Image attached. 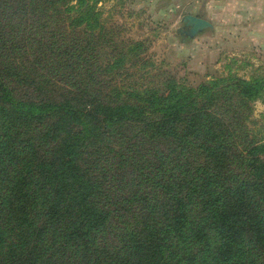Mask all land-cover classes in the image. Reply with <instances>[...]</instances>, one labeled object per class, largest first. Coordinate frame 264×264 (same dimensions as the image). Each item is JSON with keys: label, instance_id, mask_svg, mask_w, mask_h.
Wrapping results in <instances>:
<instances>
[{"label": "trees", "instance_id": "obj_1", "mask_svg": "<svg viewBox=\"0 0 264 264\" xmlns=\"http://www.w3.org/2000/svg\"><path fill=\"white\" fill-rule=\"evenodd\" d=\"M99 1L0 0V264H264V79L107 93Z\"/></svg>", "mask_w": 264, "mask_h": 264}, {"label": "rangeland", "instance_id": "obj_2", "mask_svg": "<svg viewBox=\"0 0 264 264\" xmlns=\"http://www.w3.org/2000/svg\"><path fill=\"white\" fill-rule=\"evenodd\" d=\"M195 1H99V23L80 28L90 82L95 84L99 76L101 89L109 93L115 87L127 91L161 85L168 78L195 88L226 79L220 90H227L228 98L219 106L238 110L241 100L231 80L264 79V30L258 27V12L247 10L246 0ZM192 14L213 28L190 38L183 19ZM242 111L251 134L264 141V100L246 101Z\"/></svg>", "mask_w": 264, "mask_h": 264}, {"label": "water", "instance_id": "obj_3", "mask_svg": "<svg viewBox=\"0 0 264 264\" xmlns=\"http://www.w3.org/2000/svg\"><path fill=\"white\" fill-rule=\"evenodd\" d=\"M183 21L185 26L188 28V31H185L184 33L190 38H194L206 29L213 28L212 23L199 16L186 15Z\"/></svg>", "mask_w": 264, "mask_h": 264}, {"label": "crops", "instance_id": "obj_4", "mask_svg": "<svg viewBox=\"0 0 264 264\" xmlns=\"http://www.w3.org/2000/svg\"><path fill=\"white\" fill-rule=\"evenodd\" d=\"M195 2L198 3L199 5L202 4V2L198 1V0H196ZM257 3H259V4H257ZM210 4H211V2L207 3L208 6H210ZM246 8L250 12H254V11L256 12V10H257L258 15H259L258 16V27L261 30H264V0H246ZM192 15L202 17L198 14H192ZM260 35L264 36V32L262 31V33H260Z\"/></svg>", "mask_w": 264, "mask_h": 264}]
</instances>
